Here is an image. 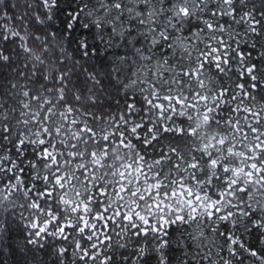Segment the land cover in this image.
I'll list each match as a JSON object with an SVG mask.
<instances>
[{"label": "snow or ice", "instance_id": "snow-or-ice-1", "mask_svg": "<svg viewBox=\"0 0 264 264\" xmlns=\"http://www.w3.org/2000/svg\"><path fill=\"white\" fill-rule=\"evenodd\" d=\"M0 264H264V0H0Z\"/></svg>", "mask_w": 264, "mask_h": 264}]
</instances>
